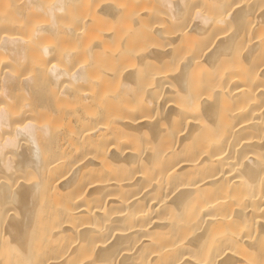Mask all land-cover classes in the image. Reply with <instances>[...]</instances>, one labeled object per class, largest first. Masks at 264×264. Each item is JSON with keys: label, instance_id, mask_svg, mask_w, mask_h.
Returning <instances> with one entry per match:
<instances>
[{"label": "bare ground", "instance_id": "obj_1", "mask_svg": "<svg viewBox=\"0 0 264 264\" xmlns=\"http://www.w3.org/2000/svg\"><path fill=\"white\" fill-rule=\"evenodd\" d=\"M139 2L0 0V264H264V0Z\"/></svg>", "mask_w": 264, "mask_h": 264}, {"label": "rangeland", "instance_id": "obj_2", "mask_svg": "<svg viewBox=\"0 0 264 264\" xmlns=\"http://www.w3.org/2000/svg\"><path fill=\"white\" fill-rule=\"evenodd\" d=\"M53 1V0H52ZM110 1H112V2H114V0H103V2H105L106 4H112V2H110ZM137 1H139V0H137ZM141 2H139V4H141V6H142V4H143V6L142 7H145L146 6V0L144 1V0H140ZM55 2V1H54ZM107 2H110V3H107ZM150 2V4H151V1H149ZM137 3V2H136ZM138 4V5H139ZM137 5V4H136ZM212 15H216V13H213ZM90 17H88L86 20H88ZM49 45L51 44V42L50 43H48ZM51 46V45H50ZM35 105V104H34ZM27 161L29 162V159H27Z\"/></svg>", "mask_w": 264, "mask_h": 264}]
</instances>
